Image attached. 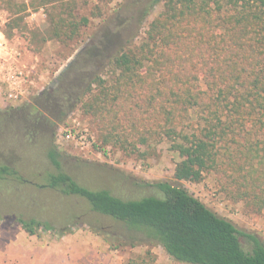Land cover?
Wrapping results in <instances>:
<instances>
[{
    "label": "trees",
    "instance_id": "trees-1",
    "mask_svg": "<svg viewBox=\"0 0 264 264\" xmlns=\"http://www.w3.org/2000/svg\"><path fill=\"white\" fill-rule=\"evenodd\" d=\"M0 1L14 16L6 28L9 37L23 28L29 7L49 8L51 36L61 43L77 39L90 22L75 14V0ZM153 3H162L163 11L141 44L111 56L115 78L95 74L77 103L98 126L103 147L147 157L163 140L171 142L179 156L173 181L146 183L151 193L133 199L90 190L63 171L53 147L47 156L55 171L43 187L85 198L94 211L111 217L121 234L91 228L116 247L158 246L184 264H264V242L257 234L239 229L181 184L200 183L214 173L219 190L232 201L253 213L264 210V0ZM57 93L48 88L27 106L29 126H42L41 109L51 111ZM10 177L23 179L0 165V180ZM12 222L32 236L56 231L36 219ZM127 264H154L152 253Z\"/></svg>",
    "mask_w": 264,
    "mask_h": 264
},
{
    "label": "rangeland",
    "instance_id": "rangeland-1",
    "mask_svg": "<svg viewBox=\"0 0 264 264\" xmlns=\"http://www.w3.org/2000/svg\"><path fill=\"white\" fill-rule=\"evenodd\" d=\"M18 1L29 5L31 0ZM0 3L8 12L10 23L14 16ZM75 7L79 18L90 19L75 40L61 43L52 38L46 6L29 7L22 14L23 28L14 31L13 37L8 36L34 67V85L25 103L34 105L35 99L48 88L58 93L50 104L51 111L41 109L55 123H47L46 127L32 128L24 115L3 118L4 111L17 109L21 103L5 106L0 102V165L9 166L23 178L0 180V264L20 263V257L16 262L9 257L8 248L14 249V243L22 264H127L130 259L142 260L148 250L154 264H184L174 261L158 246L110 244L91 225L100 231L121 234L111 217L94 211L85 198L43 187L48 185V173L55 171L47 156L53 147L58 151L63 171L80 185L95 191L109 190L124 199L150 194L146 183L173 181L179 161L167 140L147 157L127 155L113 145L103 147L98 126L77 103L95 74L109 81L115 78L110 57L140 45L149 24L163 11V4H154L153 0H75ZM64 113L67 115L63 119ZM65 130H85L87 141H67L61 137ZM181 184L239 229L257 234L264 242V210L253 213L245 203L232 201L219 190L214 173L205 174L200 183ZM18 218L47 222L56 231L29 235L12 222ZM60 229L69 231L61 236ZM23 248L30 252H23Z\"/></svg>",
    "mask_w": 264,
    "mask_h": 264
},
{
    "label": "built area",
    "instance_id": "built-area-1",
    "mask_svg": "<svg viewBox=\"0 0 264 264\" xmlns=\"http://www.w3.org/2000/svg\"><path fill=\"white\" fill-rule=\"evenodd\" d=\"M10 17L0 3V102L5 106L25 103L30 96L34 67L26 60L25 52L6 34ZM26 100V101H25ZM85 130H65L61 137L67 141H87Z\"/></svg>",
    "mask_w": 264,
    "mask_h": 264
},
{
    "label": "flooded vegetation",
    "instance_id": "flooded-vegetation-1",
    "mask_svg": "<svg viewBox=\"0 0 264 264\" xmlns=\"http://www.w3.org/2000/svg\"><path fill=\"white\" fill-rule=\"evenodd\" d=\"M28 105H29V102L28 103H22L18 110H12L11 109L9 111H4V113L2 114V117L3 118H11L14 115H18V117L25 115L28 113V110H27ZM38 123H41L42 126L46 127V122H44L43 117H41V120ZM51 131H53V130H51Z\"/></svg>",
    "mask_w": 264,
    "mask_h": 264
},
{
    "label": "crops",
    "instance_id": "crops-1",
    "mask_svg": "<svg viewBox=\"0 0 264 264\" xmlns=\"http://www.w3.org/2000/svg\"><path fill=\"white\" fill-rule=\"evenodd\" d=\"M16 246L17 245H15V243H14V249L12 248V249H10V248H8L9 250H8V252L10 253V256L9 257H12V260L14 261V262H16V258H19V264H22L23 263V260H21L22 259V257H21V255H19L20 253H19V251H17V250H15V248H16ZM23 252H27V253H29L30 251H28V250H25L24 248H23V250H22ZM18 253V254H17ZM14 256V257H13ZM26 260H24V262H25ZM0 262H2V258L0 259Z\"/></svg>",
    "mask_w": 264,
    "mask_h": 264
}]
</instances>
